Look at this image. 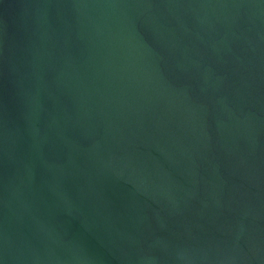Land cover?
<instances>
[{
  "label": "water",
  "instance_id": "obj_1",
  "mask_svg": "<svg viewBox=\"0 0 264 264\" xmlns=\"http://www.w3.org/2000/svg\"><path fill=\"white\" fill-rule=\"evenodd\" d=\"M0 264H264V0H0Z\"/></svg>",
  "mask_w": 264,
  "mask_h": 264
}]
</instances>
